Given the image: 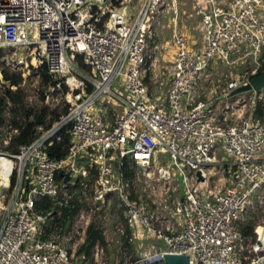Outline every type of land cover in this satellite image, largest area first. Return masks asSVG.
Instances as JSON below:
<instances>
[{"label":"built area","instance_id":"1","mask_svg":"<svg viewBox=\"0 0 264 264\" xmlns=\"http://www.w3.org/2000/svg\"><path fill=\"white\" fill-rule=\"evenodd\" d=\"M187 3L199 18L196 46L180 22L191 17L181 14L183 0H0V50L21 51L28 72L44 66L67 88L68 105L29 145L0 149V264H78L84 231L68 249L55 226L60 209L86 194L94 205L117 198L129 243L162 245L146 246L132 264L168 254L190 264H262L263 246L240 226L264 189V120L254 117L257 105L264 112V88L233 92L264 70V0ZM166 26L171 39L159 44L156 28ZM4 60L11 65L12 55ZM117 78L122 96L112 90ZM148 80L164 91L153 93ZM243 94L250 96L233 100ZM64 126L67 154L53 159L46 150ZM135 169L147 199L130 191L140 177L125 170ZM42 197L59 209L37 212ZM73 221L86 228L89 215L79 209ZM103 254L95 244L91 264H105Z\"/></svg>","mask_w":264,"mask_h":264},{"label":"rangeland","instance_id":"2","mask_svg":"<svg viewBox=\"0 0 264 264\" xmlns=\"http://www.w3.org/2000/svg\"><path fill=\"white\" fill-rule=\"evenodd\" d=\"M185 5H182L180 8L182 9L181 13L182 16L185 14L191 15V17L188 18H182L180 21L185 29V32L189 38V40L194 44L195 46L199 44L200 42V34L197 31V27L199 24V18H197L194 15V12L190 10L189 4L187 3V0ZM193 15V16H192ZM161 25H167V19L161 18ZM158 35L154 37V40L158 42L159 44H164L167 41L171 39V31L166 26L164 29L156 28ZM6 53H9V57L12 55L13 61L8 60V62L11 65H8L7 62L4 60L3 57ZM2 57L0 59V65H4L6 68L11 70L12 72H18L21 75L22 82H21V89H22V96L24 97L25 102L28 104V107L34 108L36 106H39L41 104V92L44 90L45 92H48L44 98L42 105L48 106L50 109L54 108H62L64 106V101L62 99V94L60 92L51 94L52 90L46 91L45 88H47L44 84L40 83V79L37 73L32 72V68L29 65L30 71L28 72V68L25 67V62L19 59L22 55L21 51H17L16 54H13L12 52L3 51ZM160 58V64H168L170 57L169 54H158ZM78 65H80L78 63ZM240 66V64H239ZM86 73L87 68H83L80 66ZM217 67L213 68V73H217ZM220 72H224V68H220ZM1 79V76H0ZM149 84L151 86L152 92H162L164 91L163 86H158L157 84L153 85L151 81H149ZM122 78H117L114 81V84L112 86V90H114L119 95H124L122 91ZM3 86L5 84L0 80V94L2 93V90L4 89ZM224 86V85H223ZM12 90H15L12 89ZM245 97L248 99V96L250 95H241L239 97L234 98L233 100ZM105 98H103V101ZM184 98L181 99V102H184ZM114 105L117 106V104ZM41 106V105H40ZM122 109V108H121ZM116 112H121L119 108H116ZM8 118V114H5L4 120ZM2 132L6 131V128L3 126L1 128ZM158 159H164L165 161L169 160L168 156H159ZM135 173L138 174L140 179L133 180L132 185L130 186V191L137 196H142L143 199L148 198V194L150 192V189L148 188L146 182H145V176H143V171L139 169L133 170ZM172 173H176V169L174 167L171 168ZM174 180L176 185L180 188V190L183 189L181 178L179 176L174 175ZM181 196V195H180ZM85 197H88L85 200ZM84 198H82V203L84 204L80 209L84 211L86 214L89 215V220L94 221L97 225V227L102 231V234L107 242L106 249H103V259L105 264H132L134 263V260H138L140 258V255L144 252V248L146 246H149L151 251L158 249L159 247H162L160 243H154L150 242L148 239H141V243L132 244L130 243L132 250L127 246L125 247L121 242V235L119 233V229L124 227V221L122 219V208L121 204L115 197L108 198L103 204H96L94 205L91 200L89 199L88 194L85 195ZM177 197V196H174ZM173 205H170V208ZM252 221L255 223V227L253 230V233L255 234V239L258 241V233H256V229L258 227H264V189L259 190L257 193H255L251 197V203L248 207L247 213L245 215V220L243 223H246L248 221ZM89 221V222H90ZM74 221L72 219L71 224L66 225V227L63 228L62 232L60 231V240L65 243V246L69 248L74 247V242L78 240L80 237L83 236L84 231V238H85V227H84V221L77 222L74 226ZM59 231V230H58ZM64 235V236H63ZM69 236H71V239L69 240ZM257 237V238H256ZM78 245L76 246L75 250H77ZM76 261L78 264H91L92 260L91 257H78L75 254Z\"/></svg>","mask_w":264,"mask_h":264},{"label":"trees","instance_id":"3","mask_svg":"<svg viewBox=\"0 0 264 264\" xmlns=\"http://www.w3.org/2000/svg\"><path fill=\"white\" fill-rule=\"evenodd\" d=\"M2 52L0 50V59L3 56ZM32 72L38 74L40 83L47 87L45 88L46 91L51 89V94L60 92L64 101V94L67 88L63 84H60V87L57 88L56 84L59 80L50 76L44 66L35 70L32 69ZM0 76V80L5 84L0 94V149L4 152L15 154L20 147L29 145L42 131L49 129L53 124L60 121L67 113L68 105L64 101L62 108L50 109L48 106H43V98L48 95V92L43 90L40 98L41 106L30 108L22 96L20 86L22 78L20 73L12 72L4 65H0ZM13 88L15 90H12ZM5 114H8V118L4 120ZM254 117L264 120V112L260 105L256 106ZM3 126L6 128L5 132L1 131ZM13 130H16V132H12ZM67 130L68 127L64 126L59 132V140L53 141L52 145L47 148L46 152L49 157L58 160L67 154L69 145V134ZM125 174L130 178L133 176V170H125ZM108 198L110 196H107L106 200ZM71 205L72 207L60 209L61 219L57 221L55 227L60 229L61 232L66 225L71 224L73 217L84 204L73 200ZM58 209L48 197L38 199L35 205L37 212H50ZM254 227L255 223L249 220L240 226V230L246 237L255 241V234L253 233ZM44 230L45 232L53 231L47 225L44 226ZM128 237L129 231L124 227V235L120 237L121 242L125 247L128 246L132 250L131 244L128 242ZM95 244H98L102 249H106L107 246L102 231L94 221H90L85 229L84 241L76 250V256L90 257L91 249ZM133 261L135 262L136 260L133 259Z\"/></svg>","mask_w":264,"mask_h":264},{"label":"water","instance_id":"4","mask_svg":"<svg viewBox=\"0 0 264 264\" xmlns=\"http://www.w3.org/2000/svg\"><path fill=\"white\" fill-rule=\"evenodd\" d=\"M264 88V70L257 75L256 77L252 78L249 84L242 86L236 89L233 94L243 93L247 91L254 90L257 94ZM60 176H63V183H66L69 180L68 174H63L59 172ZM199 176V174H197ZM264 255V252L261 255ZM152 262L148 264H190L188 258L186 256H177V255H164L163 257H154L151 259ZM147 264V262H145ZM264 264V260L262 262Z\"/></svg>","mask_w":264,"mask_h":264},{"label":"bare ground","instance_id":"5","mask_svg":"<svg viewBox=\"0 0 264 264\" xmlns=\"http://www.w3.org/2000/svg\"><path fill=\"white\" fill-rule=\"evenodd\" d=\"M7 167L6 163L5 162H0V168L1 169H5ZM5 178L4 176H2V179ZM256 233H258V242L263 246L264 248V227H258L256 230ZM153 259V258H151ZM149 259L147 260V264L152 262V260Z\"/></svg>","mask_w":264,"mask_h":264}]
</instances>
